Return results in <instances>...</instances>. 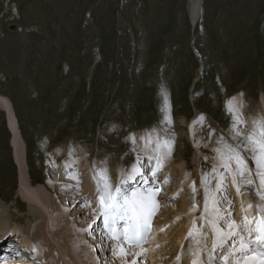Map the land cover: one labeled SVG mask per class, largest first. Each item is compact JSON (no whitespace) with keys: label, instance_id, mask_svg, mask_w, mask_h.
I'll return each instance as SVG.
<instances>
[{"label":"rangeland","instance_id":"374dc122","mask_svg":"<svg viewBox=\"0 0 264 264\" xmlns=\"http://www.w3.org/2000/svg\"><path fill=\"white\" fill-rule=\"evenodd\" d=\"M188 3L0 0V93L14 106L32 184L49 188L44 191L52 202L48 210L52 218L60 220L56 228L61 231L56 232L55 240L46 237L47 245L60 264H80L84 257L79 255L80 249L90 247L85 233L77 246L72 239L74 230L81 234V218L92 212L89 220L98 213L99 205L93 203L96 190L93 186L84 189L90 169L95 172L91 181L99 169L128 173L133 165L141 164L145 153L147 159L149 155L155 158L158 154H149L151 146L147 148L143 141L145 135L156 134V128L162 141L171 142L172 152L164 157L162 168L165 175L170 171L172 184L162 194L164 204L155 222L158 225L162 219L169 220L166 227L170 233L164 245L167 252L161 253L163 263L172 264L177 259L174 235L178 225L186 221L184 214L175 219L173 214L187 204L196 208L204 205L202 177L212 181L213 189V177L222 174L226 183L230 182L231 174L218 165L216 148L229 144L241 151L253 181L246 186L254 187L260 202L257 193L261 189H255L257 169L251 153L244 149V137L252 131L249 115L260 112L264 95V0H204L194 28ZM13 25L18 27L10 29ZM242 90L247 93L249 120L236 124L228 102L231 94ZM202 113L217 124L216 130L202 120L193 124ZM5 117L0 110V216L9 220L8 227L15 226L11 238L16 236L19 241L18 232L25 231L36 241L31 230L41 218L30 215L27 202L20 196L19 169L13 160ZM143 128L148 129L140 131ZM146 130L150 132L144 133ZM73 158L80 160L66 161ZM54 160H65L77 173L85 164V171L70 178L58 171L60 180L52 189L48 181L54 173ZM67 181H76L78 188L72 183L71 190L61 193ZM144 187L150 188L145 183ZM226 188L234 192L230 184ZM83 190L85 196L81 198L79 192ZM229 196L231 199L232 193ZM234 196L235 192V202ZM86 198L97 210L88 206ZM68 199L80 202L77 205L73 201L74 208H69ZM48 210L43 209L46 217ZM99 243L97 248L105 249ZM99 250L92 254L89 264H109L110 258L114 259L112 253L101 256ZM136 262L151 264L145 253L138 255Z\"/></svg>","mask_w":264,"mask_h":264},{"label":"snow or ice","instance_id":"6c2138e0","mask_svg":"<svg viewBox=\"0 0 264 264\" xmlns=\"http://www.w3.org/2000/svg\"><path fill=\"white\" fill-rule=\"evenodd\" d=\"M229 111L234 112L236 124L243 123L234 106L230 103ZM236 124L233 127H236ZM253 130L246 134L244 140V149L251 153L252 160L256 165V175L260 179V188L264 189V118L253 121ZM239 136V132L236 133ZM166 149L160 155L155 157L156 166L152 169V176L163 166V160L166 155L171 154L170 141H157L158 152ZM220 159V167L231 174V183L236 187V192L242 195L241 180L244 184L253 183L250 179L251 169L248 168L247 162L241 154V151L229 144H224L222 148H217ZM233 163L235 169H233ZM213 173L217 168L213 167ZM123 178L118 184L113 185L107 169H99L94 176L96 180L97 200L99 212L103 216L105 227L109 238L117 241L119 255L127 257L132 248L140 247L144 241L149 228V222L155 213L158 202L155 199L158 189H131L125 187L129 182L134 181L137 176H143L141 169L133 165L131 170L123 174ZM215 188L211 187L212 181L202 177L203 186V219L210 226L212 243L208 248L206 242L201 245L200 240H195L196 227L189 230L188 238L195 240L196 245H200L191 251V264H216L217 259L220 264H264V191L259 195L261 203L255 205L257 215L252 216L245 214L242 220L237 223L231 219L232 213L224 211L220 207L217 199L221 190H225L226 176L220 175L213 177ZM193 191L195 186L193 184ZM231 206V201H226ZM242 211L247 212L253 209L254 205L249 203L247 209L241 205ZM222 225H226V228ZM203 236V233H200ZM124 243L130 247L125 250ZM227 246V247H226ZM221 250L217 256V250ZM143 251V250H142ZM138 253L137 255H141ZM206 256V259H205ZM180 260V256H177Z\"/></svg>","mask_w":264,"mask_h":264},{"label":"bare ground","instance_id":"6f19581e","mask_svg":"<svg viewBox=\"0 0 264 264\" xmlns=\"http://www.w3.org/2000/svg\"><path fill=\"white\" fill-rule=\"evenodd\" d=\"M203 1L204 0H189L188 8H189V13H190L191 22H192L191 24L194 26H196V24L198 23V20L201 17V13H202V9H203ZM230 103L234 106V109L238 110L240 118H242L243 114L246 113V116L244 117V119H242L243 122L245 121V119L247 121L249 120L248 114H247L249 104H247V102L245 100V92L244 91L235 93V95L233 94V96L230 98V100L228 102V108H229ZM10 106L13 107L11 100L7 96L0 93V110H2L4 113L7 112L8 117H9L10 122H11L12 130L14 132L12 143H13V149H14L15 163H17L16 165H18L17 167L19 169L20 196L27 202L30 215H32L35 219H37V217H39V216L41 218V220L36 222V225H34L32 227V230H31V233H33V232L35 233L36 241H34L31 238V236L29 234H27L25 231H19L18 232L19 233L18 234V237H19L18 242L21 245H27L28 248H32V250L35 252V254L42 258L43 264H49L51 262L53 264H60L59 262H57V259L53 256L54 252L52 253V250H51L52 247L47 245V238H46V237H50L52 240H55L56 232L61 231L60 229L56 228V224H58L60 220L57 218H52V211H50L51 209L48 210L49 205H51V203H52L49 196H47L44 193V191H46V192L48 191V189H49L48 186L42 185V184H32V182L30 180V176H29L28 170H27L28 168H27V158H26V144H25L23 137L21 135V132H20V129L18 126V121L16 120V117H15L14 108L12 109V108H10ZM5 109L7 111H5ZM259 111L260 112L257 111L258 112L257 115H254L255 112L253 114L249 113V114H251L249 116H250V120L252 121V123H250L251 126L249 127V129H251V130H253V127H254V125H253L254 120L264 118V95H262L260 98ZM231 113L233 114V118L235 119L234 112H231ZM5 116H6V113H5ZM199 120H202L203 123L204 122L207 123L206 125H208L209 128H211L213 130H216L218 128L217 124L212 120V118L208 114H203V113L200 115L198 114V116L196 118H194V120H192L193 124L197 123ZM155 131H156L155 132L156 134L153 133V135H150V136L145 135L143 142L147 146V148H150V146H151V148L149 149V154H152V153L156 154L157 153L158 155H160L162 152L165 151V149H161L160 152H158L156 150L157 141L158 140L162 141V139H160L161 131L159 130V128H156ZM148 132H150V131H148V130L144 131V133H148ZM224 134L227 135L226 133H224ZM226 139L228 140L230 138L226 137ZM198 143H200V142H198ZM153 149H155V151ZM147 150H145V152ZM199 150H200V148H199ZM145 154H148V153H145ZM202 155H204V154H202ZM216 158L219 161L218 165H220V159H219L218 153L216 154ZM143 159H141V160L143 161ZM75 160L76 159L73 158V159H71V162L75 163ZM79 160L78 161L76 160V161L79 162ZM154 160H155V158L152 155H149V157L147 159V163H145V161H143V162L141 161V164H140V162L136 163L135 165L138 166L141 169V171L143 172V176H137L134 181L129 182V184L125 185V187L129 188V190H131L133 188L138 189L140 184H142V182H144V179L149 180V178H150L149 176L151 175L152 171L150 170V172L147 173L145 171L144 164L149 165V167H151V165L154 164V162H155ZM54 164L57 165L58 163L55 160H54V163H52V168L54 169V173H53L51 179L48 181V184L50 187H52V189L56 185L58 186V181L60 180L57 177V172H58V168L61 167V165L60 166L57 165V167H55ZM198 164H199V162H198ZM84 165H80V166L78 165L79 168H78V173H77L76 172L77 170L73 168L74 166H72V164H70L69 167L71 166L73 169H71L72 173L71 174L69 173L68 174L69 176L67 175V177L70 178L71 175H74V174L77 175L80 173V171H83V170L85 171V168H83ZM105 167H107V165ZM98 169H99V167H98ZM233 169H234V167H233ZM73 172H76V173H73ZM90 173H88V175H86L88 178L87 188L84 187V189L87 190L90 186H93L94 187L93 190L95 191L96 190V180L94 179V177L92 178L91 181L89 180L90 176H92V173H95L93 168L90 169ZM107 173H108L109 177L111 178V182L113 183V185H116L123 178L122 173L124 174L127 172H125V171L121 172L120 170L119 171L116 170L115 172H113V171H111V169L110 170L107 169ZM162 176L163 177L165 176V179L167 177V175H165V174H163ZM255 177L258 178V179H256V180H258V182L256 183L257 186H255V189H257L258 185L260 186V179L257 175ZM85 179H86V177H85ZM61 180L65 181L63 179H61ZM139 180L141 182H138ZM231 180H232V177L230 178L229 184H230V186H232L234 188V192H235L234 200H235V202H234V204H231V206L229 207V205L226 201L223 200V202H222L220 200V207L224 211H230V212L233 211L232 213H236V215L233 216V218H231V219L235 218L234 220L237 223H239L245 214L249 215L250 218L254 215H257L258 213H257V210L255 208V205L260 204L261 201L260 202L258 201V198L253 191L254 187L249 189L248 186H246V184H244L242 186L243 188L241 187V192H242V189H244L242 195L237 194L236 187L232 185ZM75 182L76 181H72V182L67 181V183L64 184V185H66V187L61 188L60 192L63 193L64 190L67 188H68V190H71L73 188L72 183L75 184ZM90 182H92V183H90ZM161 182L162 181L160 179L159 183H161ZM167 182L169 183V185H171L170 179ZM60 183H59V185H60ZM77 184H75L74 188H78ZM90 184H93V185H90ZM229 184L226 183V181H225V189H226L227 185H229ZM69 185H71L70 188H69ZM84 185H85V183H84ZM155 186L158 187V186H160V184H155L154 187ZM168 186L165 187V190H166V188H168ZM161 187H163V185H161ZM150 188H152V187H150ZM155 188L154 189L152 188V189L155 190ZM142 189H145V188H142ZM55 190L57 191L56 188H55ZM224 191L225 190H221L220 197L218 195L217 199H219L223 196ZM261 191H264V189H261ZM225 192L227 193V191H225ZM83 193H84V190L79 192V194L81 195L80 196L81 198H83L85 196V195L83 196ZM67 195H69V194H67ZM158 195H159V193H158ZM156 197H157V195L155 196V199H156ZM158 197L161 198L160 195ZM226 197H227V195H225L224 198H226ZM159 198H158V200H159ZM62 199H66V198L63 197ZM73 201H74V199L73 200H69V199L67 200V203L70 204V205H68L69 208L74 206V203L71 204ZM79 202H80V200H76L75 203L78 205ZM93 203L99 205L97 200H95V202H93ZM249 203L254 205L253 209H248L247 212L242 211L241 205L243 204L244 208L247 209V205ZM76 204H75V206H76ZM232 207L234 208V210H232L233 209ZM43 209L48 210L47 211L48 217H46V215L43 214ZM67 209H68V207H67ZM65 210H66V208H65ZM85 211H87V210H85ZM203 212H204V205H202L200 208H196L193 204H187L185 206L184 210H182L181 212H178L176 214H173L174 219L176 217H178L179 215L184 214L186 221L184 223H181L180 226L178 225L179 228H178L176 233L171 230L172 233H175V235H174L175 236L174 237L175 243L173 244V242H172L171 244H173L174 246H175V244H178V245H176L177 248H176L175 254L177 256H180V260L178 261L177 259H175L172 264H191L192 256H191L190 249L194 250L195 248L200 246V245H196L195 240H200L201 245H203L206 242L207 247L208 248L211 247V243H212L211 229H210V226H208L206 224L205 220L202 218ZM82 214H84V212ZM82 214H80L79 216H81ZM91 214H92V212L91 213L88 212V214H87V216H85V218H81L82 219L81 220L82 221V223H81V228H82L81 234L79 232H76L75 230L74 231L72 230L73 231L72 233H74L73 234L74 238H72V239L74 242H76V245L74 244L75 246H77V243L79 240L81 241V239H82L81 237L84 233H85L84 234L85 240L86 241H88V240L92 241L93 237H92V232H90V227L99 223L102 215L98 210V213L94 214V216H92L91 219L88 220V216H90ZM43 217L45 218V221L44 220L42 221V219H44ZM195 221H197V222L195 223ZM8 222H9V220L0 216V239L9 236L12 229L15 228V226L12 228L8 227L9 226ZM84 222H87V224L84 225ZM167 223H169V220H164V219H162L158 225L156 223H154L155 229H154V231H151V235L145 239L144 246L141 248H137V249H131V252L127 257H122L118 254L119 248L117 247V241H114L111 244V242H105V241L101 240L99 244L102 246H105V249H103V250H102L103 247L102 248H97V247L94 248L91 246L89 247L87 245H86V247H83V248L80 247L82 249H80L81 252H80V254L78 252V254L79 255L83 254L82 256H84V257H83V260L79 261V262H80V264H89L90 261L92 260V254L96 252L95 250L100 249L99 251H101V256H103V255L106 256L109 253H112L111 257L114 259L112 260L110 258L111 262L108 261V262H110L109 264H137L136 260L138 259V255H137L138 253H145L151 264H156V263L160 264V262L162 261L161 253L167 252V249H165V246H164V245H167V243H168V240L166 239V237H167L168 233H170V231L167 230V227H166ZM194 225L196 227V233L194 234L195 240H193L192 238H188L189 230L193 229ZM222 226H225V225H222ZM200 233H203V236ZM41 236H42V238H41ZM45 238H46V240H44ZM172 241H173V239H172ZM123 247L125 248V250H128L127 247H125V246H123ZM44 253H45V255H44ZM164 257H165V255H164ZM205 259H206V256H205ZM98 260H100V257H98ZM103 260H105V259H103ZM143 261H144V259H143ZM100 264H105V263H100ZM164 264H166V263H164ZM216 264H220L218 259L216 261Z\"/></svg>","mask_w":264,"mask_h":264}]
</instances>
